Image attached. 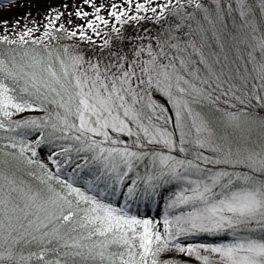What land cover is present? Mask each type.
Segmentation results:
<instances>
[{
	"label": "snow or ice",
	"instance_id": "obj_1",
	"mask_svg": "<svg viewBox=\"0 0 264 264\" xmlns=\"http://www.w3.org/2000/svg\"><path fill=\"white\" fill-rule=\"evenodd\" d=\"M83 4L0 35V264H264V0Z\"/></svg>",
	"mask_w": 264,
	"mask_h": 264
},
{
	"label": "rangeland",
	"instance_id": "obj_2",
	"mask_svg": "<svg viewBox=\"0 0 264 264\" xmlns=\"http://www.w3.org/2000/svg\"><path fill=\"white\" fill-rule=\"evenodd\" d=\"M37 1L50 2L51 5L49 6L50 8L49 10L58 9L59 11L64 12L65 17L62 19H66V20L73 18V17H69L67 14L69 12H74L77 6L82 7L84 11L92 12V9L90 6L83 4V0H11V2H9V0H0V35L15 33L18 30V26L15 25L16 21L20 22V20L28 16V12H24L23 14H20L21 9H23V7H26L30 4L36 3ZM53 1L54 3H51ZM107 2L108 0H97V4L99 3L106 4ZM115 2L119 3L120 0H115ZM211 2L212 0H209V3ZM223 3H227V0H222V4ZM65 4L68 5L67 8L63 7V5ZM233 7H235V5H233ZM52 14L54 15V13ZM101 14L107 16V12H102ZM32 16H34V14ZM5 22H7V25H6L8 29L7 32H5ZM75 22L81 23L80 20H76ZM142 23L144 24V27H153L151 22H142ZM25 25L29 27L28 24H24V26ZM124 27L126 29H129L128 25H125ZM129 31H131V29H129ZM175 189H176V186L173 185L172 192L175 191ZM164 210L165 209L163 208V212ZM152 219L154 218L152 217ZM160 219L162 220V217ZM211 238H212L211 236H207V235H198L194 237L182 238V240L183 242H186V243L220 242V241H213ZM177 255L179 258H182L180 257L179 254Z\"/></svg>",
	"mask_w": 264,
	"mask_h": 264
},
{
	"label": "trees",
	"instance_id": "obj_3",
	"mask_svg": "<svg viewBox=\"0 0 264 264\" xmlns=\"http://www.w3.org/2000/svg\"><path fill=\"white\" fill-rule=\"evenodd\" d=\"M51 3H54L51 2ZM50 2H45V1H37L36 3L30 4L26 7H23L21 9L20 14H23L24 12H28V16L26 18H23L19 22L18 26V31L22 30L24 28V24H28L29 27H32V21H35L37 24H42L44 23V17L48 16L49 14H52L51 10H49ZM28 8V9H27ZM34 14V16H32ZM225 16V19L228 21L229 24V29L232 26V21L233 17L238 21V16H236L235 13H233V16H228L227 13L225 12L223 14ZM259 15V14H258ZM23 17V16H22ZM61 22H64L67 24L66 19H62ZM16 25V23H15ZM39 34V33H38ZM37 133H33L31 136H29V139H35ZM52 146L45 144L41 146L39 149L40 152V157L41 159L46 161V158L49 154H51L52 151ZM51 167V165H49ZM173 185L168 186L162 194V199L158 198L156 201H147V202H141L138 206L133 207V212L135 214H138L142 217H150L154 219H160L163 216V206H164V201L167 200L168 196L172 193ZM213 241H219L218 238H211ZM177 257L178 255L175 254ZM179 258V257H178Z\"/></svg>",
	"mask_w": 264,
	"mask_h": 264
}]
</instances>
